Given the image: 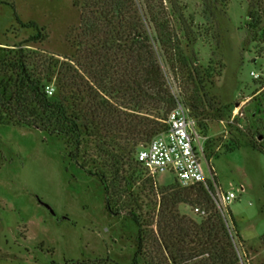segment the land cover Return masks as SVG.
Returning a JSON list of instances; mask_svg holds the SVG:
<instances>
[{
  "label": "trees",
  "instance_id": "obj_1",
  "mask_svg": "<svg viewBox=\"0 0 264 264\" xmlns=\"http://www.w3.org/2000/svg\"><path fill=\"white\" fill-rule=\"evenodd\" d=\"M249 1L246 28L254 42L264 44V0ZM168 2L169 7L165 0H76L81 22L66 37L74 55L58 73L53 56L40 50L16 45L0 51V123L63 138L72 147L74 160L85 135L95 138L107 159L105 167H81L100 179L109 213L127 215L137 225L134 264L139 259L143 264H240L236 239L242 242L241 236L230 210L232 233L217 205L219 183L214 172L209 190L203 185L161 188L151 216L144 215L140 195L146 190H135L141 169H147L138 161V151L166 131L168 115L179 103L205 137L209 113L222 112L208 91L219 67L213 62L204 69L199 65L195 52L188 50L200 37L194 18L186 15L180 0ZM203 2L204 15L213 24V40L220 47L219 15L229 0ZM3 4L10 5L0 1ZM17 21L36 31L28 43L45 40L36 22ZM168 74L179 93L173 91ZM55 75L61 95L53 98L47 93V81ZM214 145L208 138L203 152L208 161L217 156ZM239 146L236 142L228 149ZM145 181L156 190L154 179ZM180 205L205 214H197L198 219L181 215Z\"/></svg>",
  "mask_w": 264,
  "mask_h": 264
},
{
  "label": "rangeland",
  "instance_id": "obj_2",
  "mask_svg": "<svg viewBox=\"0 0 264 264\" xmlns=\"http://www.w3.org/2000/svg\"><path fill=\"white\" fill-rule=\"evenodd\" d=\"M0 1L10 4L0 5V51L16 45L40 50L53 56L60 72L74 55L66 37L81 22L76 0ZM180 3L200 34L188 50L195 52L203 69L210 62L219 67L208 91L222 112L209 113L207 137L199 133L200 146L206 149L207 139H212L217 155L208 161L202 154L205 174L212 179L215 173L220 193L237 196L220 206L231 223L230 210L241 236L242 242L236 239L240 264H264V44L254 42L246 28L249 0H229L219 15L220 47L213 40V24L204 15L203 0ZM164 4L169 7L168 0ZM17 18L36 22L45 40L28 43L36 31L23 28ZM168 75L173 91L179 93ZM47 83L55 89L52 97H59V77ZM83 141L74 160L72 147L63 138L0 123V264H134L138 227L127 215L113 216L107 210L103 184L87 172L105 167L107 159L95 138L85 135ZM236 142L240 146L229 150ZM141 171L135 190H146L140 195L144 215L151 216L161 188L182 186L171 172L152 176L145 168ZM145 179H154L156 190ZM178 209L194 219L200 214L187 205Z\"/></svg>",
  "mask_w": 264,
  "mask_h": 264
},
{
  "label": "built area",
  "instance_id": "obj_3",
  "mask_svg": "<svg viewBox=\"0 0 264 264\" xmlns=\"http://www.w3.org/2000/svg\"><path fill=\"white\" fill-rule=\"evenodd\" d=\"M54 91V87L47 89L50 96L54 94ZM166 124V131L155 136L146 146L140 148L137 155L138 161L148 169L152 176L171 172L176 175L178 183L184 188L203 185L209 190L208 181H213V176L212 179L206 177L202 163L204 149L199 144L201 136L196 128V121L190 117L189 110L179 103L168 115ZM241 191H244V187ZM215 192L217 205L227 219L220 205L231 202L237 196L234 192L220 193L218 186H215ZM196 212L205 214L200 209H196ZM228 224L232 226L229 221ZM239 256L241 259L240 253Z\"/></svg>",
  "mask_w": 264,
  "mask_h": 264
},
{
  "label": "water",
  "instance_id": "obj_4",
  "mask_svg": "<svg viewBox=\"0 0 264 264\" xmlns=\"http://www.w3.org/2000/svg\"><path fill=\"white\" fill-rule=\"evenodd\" d=\"M260 139H262V138L260 137Z\"/></svg>",
  "mask_w": 264,
  "mask_h": 264
}]
</instances>
